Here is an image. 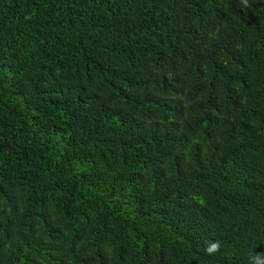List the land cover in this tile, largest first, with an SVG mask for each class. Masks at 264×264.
<instances>
[{"label":"trees","instance_id":"obj_1","mask_svg":"<svg viewBox=\"0 0 264 264\" xmlns=\"http://www.w3.org/2000/svg\"><path fill=\"white\" fill-rule=\"evenodd\" d=\"M249 3L0 0V264L264 254V0Z\"/></svg>","mask_w":264,"mask_h":264},{"label":"clouds","instance_id":"obj_2","mask_svg":"<svg viewBox=\"0 0 264 264\" xmlns=\"http://www.w3.org/2000/svg\"><path fill=\"white\" fill-rule=\"evenodd\" d=\"M240 4L244 8H251L249 0H240ZM221 247L220 241H209L204 248V252L210 256L215 255L221 250ZM250 264H264V254H253L250 258Z\"/></svg>","mask_w":264,"mask_h":264}]
</instances>
